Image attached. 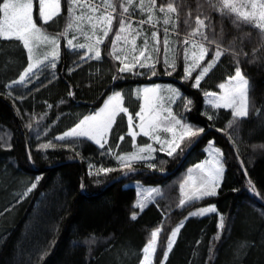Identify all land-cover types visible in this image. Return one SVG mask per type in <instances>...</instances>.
<instances>
[{
    "label": "trees",
    "instance_id": "1",
    "mask_svg": "<svg viewBox=\"0 0 264 264\" xmlns=\"http://www.w3.org/2000/svg\"><path fill=\"white\" fill-rule=\"evenodd\" d=\"M167 2L158 0V4ZM181 3L185 6L175 30L162 22L155 27L145 24L139 26L141 35L135 37L137 50L144 48V38L148 37L151 59L140 61L155 63L156 75L148 68H137L134 72L146 73L139 75L119 72V60L111 51L119 28L118 21H114L113 31L101 45L99 62L76 60L63 41L55 68L35 71L31 79L9 88L4 80L25 65L27 56L21 42L0 40V264H140L141 249L151 238L150 233L161 227L154 261L159 264L172 229L194 208L207 204H214L219 214L185 220L165 264H264V39L256 30L237 28L210 10L208 0ZM197 4L202 5L200 13ZM61 6L58 19L66 24L67 0H62ZM189 11L191 26L183 23ZM38 12L37 2L34 18L40 25ZM197 14L210 17L207 35L228 52L199 87H193L200 69L185 77L182 41L195 27ZM133 17L134 22L146 18L143 13ZM45 27L52 32L48 24ZM165 27L174 50L168 52V57L170 62L175 57V69L166 68L163 62ZM153 31L160 36L159 52L151 50L156 46L151 38ZM123 35L133 39V35ZM120 52H124L123 47L117 54L123 56ZM215 52L214 44L201 64L207 66L206 61L212 60ZM237 66L253 88L251 110L248 118L229 127L231 110L213 109L205 102L204 93L218 91ZM159 80L177 85L180 96L175 111L184 121L205 131L186 155L197 138L191 144L184 142V150L178 155L169 157L159 152L149 162H132V171L122 169L116 156L132 148L126 114L117 116L103 148L86 138L56 139L93 113L114 89L124 90L125 105L134 115L140 98L133 88ZM210 140L222 150L225 164L217 195L180 207L179 174L204 156ZM49 142L54 146L41 149ZM100 168L115 170L97 175ZM244 169L258 195L250 190ZM134 181L158 185L162 190L142 212L133 207L135 187L127 185ZM26 182L36 187L26 192ZM134 212L138 213L136 220L130 219ZM221 216L225 229L218 228ZM218 234L221 238L214 239Z\"/></svg>",
    "mask_w": 264,
    "mask_h": 264
},
{
    "label": "snow or ice",
    "instance_id": "2",
    "mask_svg": "<svg viewBox=\"0 0 264 264\" xmlns=\"http://www.w3.org/2000/svg\"><path fill=\"white\" fill-rule=\"evenodd\" d=\"M38 2L39 12L38 18L42 22L37 24L36 18H34V10ZM62 0H0V40H16L22 43L23 47L27 50L29 63L24 69L18 81H13V84L23 83L26 78L31 79L32 75H35V71L41 69H47L49 67L55 68V61L60 57V45L59 39L56 36H49L46 32V25L49 22L56 21L62 14L61 10ZM181 0H168L167 3L158 4V0H67V23L64 30V34L72 31H78L85 37L86 40L92 41L93 37H96L93 43L74 44L76 36L73 35L72 39L67 41V47L70 50L76 48H88V52L81 59H101V52L99 45L108 38L109 33L113 31L114 21H118L119 28L116 30L114 39L112 40V55L115 59L120 60V56L116 54L117 43L122 39V34L133 35L132 44L133 51H136V39L141 35L142 29L139 26L145 24H152L153 27L157 23H163V25H171L175 30L176 22L179 20V14L182 7ZM208 7L210 10L218 12L224 19H228L232 24L240 28L241 26H248L253 30H256L260 37L264 39V0H208ZM119 9V11H118ZM79 10V14H77ZM196 10L198 13L202 10V5L197 4ZM138 13H143L146 18L133 21V16ZM192 13L189 11L184 19L183 23L191 26V22L188 17H191ZM176 17L174 20L173 17ZM209 21V23H206ZM137 25L136 27H134ZM195 27L188 33V36L182 41L184 44V59H185V77H191L192 73L200 69L199 75L195 77V84L193 87H199L200 81L216 66L220 57L228 52V49L221 48L219 44L210 39L205 29L210 27V17L197 14L194 20ZM85 25L88 26L91 34L85 30ZM102 32V36H97V31ZM169 30L164 28L163 48L165 52L164 64L166 68L175 69L176 60L173 56L171 62L169 61L168 52L174 51L170 48ZM127 40V37H123ZM151 38L156 41V46L151 50L159 52L160 49V36L156 31H153ZM46 43L51 46V51L44 53L43 59H39L38 45ZM216 46V52L214 57L210 61H206L207 66L201 64L206 60V56L211 54V46ZM191 45V47H189ZM207 45V46H206ZM95 52V56H91L90 53ZM149 52V39L144 38V48L140 50V56L146 59H151L148 55ZM191 53V56H189ZM127 57H125L126 59ZM135 64L129 65L123 63V66L119 68V72H133L134 75L146 74L134 72L133 69L138 65L140 68H148L155 72V63L145 64L140 61V57H135ZM191 63H188V60ZM35 70V71H34ZM167 74H171L168 72ZM6 87H11L8 85ZM223 91V94L217 96L215 93H204L205 96L215 97L208 101L213 109H230L232 120L229 121L228 126L231 127L237 121H241L248 118L251 110L250 93L253 90L252 85L241 72L239 66L236 67L235 75L228 78L227 83H221L218 86ZM163 91H169L173 96H180L178 90L174 88L161 89L159 85L152 87H144L137 90L138 98L142 95L143 103L140 106V110L136 113V117L139 118L140 123L135 125L141 131L144 136H149L156 143L161 144V151L164 150V144L168 145L167 155L169 157L178 155L183 151L181 145L184 142L189 144L195 138H198L203 132V128H195L187 123H183L181 119H177L173 114L171 107H164L165 97L162 95ZM124 97L120 91L114 92L105 101L104 105L93 115L85 116L69 131L57 136V140H64L66 137H83L90 141H94L101 148L104 147L107 141V133L112 129L116 118L120 114L128 113V109L123 107ZM191 101H188V105ZM188 105L185 107L187 108ZM166 112L167 115L162 116L161 113ZM212 117H209L211 119ZM129 120V135L132 136L135 146L136 133L132 132L133 123L132 116H128ZM163 131L171 134V140H161L157 132ZM121 140L124 137H120ZM103 141V142H102ZM212 142H209V149L213 154H218L214 160H208L197 164L194 167L200 170L199 177L194 176L193 169L188 170V175L184 183H181V199L179 206L184 207L191 205L193 201L203 200L205 197H212L217 195L216 189L220 187V180L224 173V164L222 163L223 154L220 149H212ZM51 142L41 145V149H47L53 147ZM154 151L152 144H147L142 148H138L137 152L117 155L116 159L121 162V168L128 171H132L131 163L135 160H144L148 157L141 155L145 152ZM152 167L153 165H149ZM207 166V167H206ZM92 166H90L91 168ZM115 169L100 168L96 174H107ZM93 174L92 172L89 173ZM39 179V178H38ZM191 181L194 185L198 184V187H192L189 191H185V184ZM36 184L32 185L35 188ZM249 188L255 192V188L252 182L249 181ZM30 188L28 191H31ZM153 193L159 194L157 189L147 190V195L143 192L138 194V200L133 205L134 208H139L142 212L151 200ZM27 193H25L26 195ZM215 206L207 208H201L198 211L189 213L185 220L194 216H205L206 214L216 213ZM138 213H133L130 219L136 220ZM184 221L180 223L175 229L172 230L167 243V249L164 250L163 260L159 264H165L169 253L172 251L175 244L176 237L183 227ZM218 228L225 229L224 219L221 216ZM163 229L157 227L150 233V239L141 249L142 258H140V264H154L158 257V237L162 233ZM218 234L214 239H220Z\"/></svg>",
    "mask_w": 264,
    "mask_h": 264
},
{
    "label": "rangeland",
    "instance_id": "3",
    "mask_svg": "<svg viewBox=\"0 0 264 264\" xmlns=\"http://www.w3.org/2000/svg\"><path fill=\"white\" fill-rule=\"evenodd\" d=\"M145 2H147V0H145ZM61 10H62V6H61ZM77 14H79V10L77 12ZM133 20H135V18L133 17ZM67 23V22H66ZM49 27L52 29V32H47V34L51 37V36H56L58 39H59V45H60V51H61V47H62V44H63V41L65 43V46L67 47V41L69 39H72L73 38V35L76 36V39L74 40V44H85V45H88L89 43H93L94 40L96 39V37H93V40L92 41H88L85 39V37L83 35H81L78 31H72V32H69L67 34H64V30H65V27H66V24H62L59 19L56 20V21H52V22H49L48 23ZM85 30L89 32V34H91L90 30L88 29V26L86 25L85 27ZM97 36H102L101 33L99 32V30L97 31ZM115 37V36H114ZM124 35L122 34V39L120 41H118L117 43V51H116V54L119 53V49L123 47V50L124 52H120L122 53L123 56H120V60H119V68L123 66V63L121 61H123L124 63H128L129 65H133L135 64V57H140V60L145 58L143 56H140V50H137L136 51H131V48H132V40H127V43L126 45L122 46V43L124 41H126L124 38ZM114 39V38H113ZM14 41V40H12ZM15 42V41H14ZM131 43V44H130ZM0 45H1V42H0ZM101 45L102 43L99 45V48H100V52H101ZM125 48V49H124ZM142 50V49H141ZM51 51V46L46 44V43H41L38 45V52H37V55H38V58L39 59H43V55L44 53H47V52H50ZM72 52V56L74 58H76V60L80 61V60H88V61H94V62H99V60L97 59H81L80 57H83L85 56V54L88 52V48L85 47L83 49L81 48H76L74 51L73 50H70ZM111 51L113 52V48H112V45H111ZM131 51V52H130ZM25 54L27 56V60H26V63L25 65H21L20 66V69L18 68V70H16V72L6 78L4 80V86H8V85H11V87L9 88H13V87H16L18 84L20 85L21 83H17V84H13L12 82L13 81H18L21 74L24 72V69L27 67L28 63H29V60H28V54H27V50L25 49ZM91 56H95V52L93 51L92 53H90ZM189 56H191V53H189ZM125 57H127L125 59ZM189 63H191V60L189 59ZM137 68H140L138 65L133 69V71H135ZM35 71V70H34ZM127 73H133V72H127ZM235 75V72L230 75V76H233ZM228 76L226 78V80H224L222 83H227L228 81V78L230 77ZM156 85H159L161 89H169V88H174L176 90L179 91L178 87L176 84L172 83V82H169V81H154V82H146V83H142L140 85H137L133 88V92H134V95L138 96L137 94V90L138 89H141V88H144V87H152V86H156ZM6 89V88H5ZM116 91H120L124 97V101H123V107H126L128 109V113H126V117H127V122H128V134H129V120H128V116L131 115L133 120H132V123H133V128H132V132L136 133V139H135V146H134V141H133V138L131 135L130 136V142H131V146L132 148L130 150H127L125 152H123L121 155H125V154H129V153H133V152H137L138 151V148H142L144 147L145 145L147 144H152V147L154 149V151L152 152H145V153H142L141 155L145 156V157H148L147 159H144V160H135V161H132V162H140V161H143V162H149L150 160H153V159H156L159 155V152H164L165 155H167V150H168V145L167 144H164V150L161 151V144L159 143H156L155 140H153L151 137L149 136H144L140 129L138 127H135V125L139 124L140 121H139V118L136 117V113L140 110V107L138 109V111H136V113L134 115H132V113L130 112L129 110V107L125 105V92L124 90L122 89H114L110 94H108V96L104 99V101L102 102V104L91 114L89 115H86V116H90V115H93L95 114L105 103V101L108 99L109 96H111L114 92ZM223 91L224 90H221L219 88L218 91H207V93H215L217 96H220L223 94ZM162 95L166 98L165 99V104H164V107H171L172 111H173V114L176 115L177 119H181L183 123H187L191 126H193L191 123H188L186 121H184L181 117H179V115L177 114V112L175 111L174 109V105L177 101V99L179 98V96H173L171 92L169 91H163L162 92ZM215 97H210V96H205L204 95V99H205V102L210 105L208 103L209 100L211 99H214ZM143 103V99H142V95L140 96V106L141 104ZM162 116L164 115H167L166 112H162L161 113ZM85 117V116H84ZM83 117V118H84ZM82 118V119H83ZM79 123V122H78ZM75 126V125H74ZM73 126V127H74ZM72 127V128H73ZM71 129V128H70ZM70 129L58 134L57 136H60L62 135L63 133L69 131ZM110 131V130H109ZM156 135H159L161 140H171V134L169 133H165L163 131H160V132H157ZM69 138H83V137H66L65 139H69ZM107 141H108V138H109V132L107 133ZM212 142V145H211V148L212 149H220L217 145H215L213 143L212 140H210ZM207 142V144L205 145L204 147V156L198 160V161H195L193 163H191L190 165H188L187 167H185L182 172L179 174V181H178V185H177V189H178V197L181 199V190H180V185L181 183H184L186 178H187V175H188V170L189 169H193V175L194 176H197L199 177L200 175V170L199 169H196L194 166L197 165V164H201L202 162H205V161H208V160H214L217 158V155L218 154H213L211 151H207L206 149H209V142ZM93 143H95L94 141H92ZM103 142V141H102ZM108 143V142H107ZM106 143V144H107ZM96 144V143H95ZM104 144V146L106 145ZM97 146H99L98 144H96ZM100 147V146H99ZM110 152H112V150H110ZM220 152L222 153V150L220 149ZM223 154V153H222ZM222 163L224 164V160H223V156H222ZM207 167V166H206ZM224 169H225V164H224ZM224 174V173H223ZM222 178H223V175H222ZM221 178V180H222ZM220 180V182H221ZM32 185L33 183L32 182H26L23 184V188L25 189V191L27 192L30 188H32ZM127 185H131V186H134L135 189H136V193H137V196H136V202L138 200V194L139 193H144L145 195H147V190L149 189H157L158 193L159 194H156V193H153L152 195V198L149 202L151 201H154L156 200V198L158 196L161 195V188L160 186L158 185H149V184H144L142 182H138V181H134L130 184H127ZM199 185L198 184H193L191 181H188L186 184H185V191H189L190 188L192 187H198ZM218 189V188H217ZM217 189H216V192H217ZM135 202V203H136ZM148 202V203H149ZM210 206H215L214 204H207V205H201V206H198L196 208H194L191 212H194V211H198L199 209L201 208H207V207H210ZM216 207V206H215ZM217 209V208H216ZM190 212V213H191ZM218 213V212H217ZM219 214V213H218ZM189 216V214H188ZM187 216V217H188ZM185 221V219L183 220ZM182 222V221H181ZM180 222V223H181ZM180 223H178L175 228L180 225ZM174 228V229H175ZM173 230V229H172ZM172 232V231H171ZM170 232V234H171ZM169 234V236H170ZM176 240H177V237H176ZM175 240V242H176Z\"/></svg>",
    "mask_w": 264,
    "mask_h": 264
},
{
    "label": "water",
    "instance_id": "4",
    "mask_svg": "<svg viewBox=\"0 0 264 264\" xmlns=\"http://www.w3.org/2000/svg\"><path fill=\"white\" fill-rule=\"evenodd\" d=\"M205 133V131L196 139V141L192 144V146L187 150V152L185 153V155L188 153V151H190V149L195 145V143L202 137V135ZM184 155V156H185ZM74 160H76V161H80V159H74ZM244 172L246 173V175H247V178H248V181H251V178H250V176L248 175V173L246 172V169H244ZM166 173H170V172H166ZM125 174H123V175H121L120 177H123ZM252 182V181H251ZM252 185L254 186V188H255V191H256V193H257V195H258V191H257V188H256V186L253 184V182H252ZM84 190V189H83ZM258 197V196H257Z\"/></svg>",
    "mask_w": 264,
    "mask_h": 264
}]
</instances>
